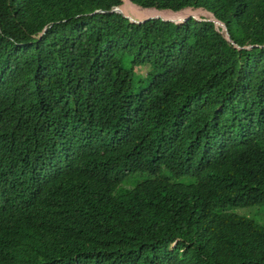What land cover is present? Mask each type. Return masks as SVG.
Segmentation results:
<instances>
[{
	"label": "trees",
	"instance_id": "16d2710c",
	"mask_svg": "<svg viewBox=\"0 0 264 264\" xmlns=\"http://www.w3.org/2000/svg\"><path fill=\"white\" fill-rule=\"evenodd\" d=\"M131 1L0 0V264H264V0Z\"/></svg>",
	"mask_w": 264,
	"mask_h": 264
},
{
	"label": "water",
	"instance_id": "95a60500",
	"mask_svg": "<svg viewBox=\"0 0 264 264\" xmlns=\"http://www.w3.org/2000/svg\"><path fill=\"white\" fill-rule=\"evenodd\" d=\"M127 1H128L129 3H131L132 5L136 6L137 8H140V7H138L137 5H135L131 0H127ZM142 9H144V8H142ZM144 10H155V11H158V12H170V13H172V14H177V13H182V12H187V11H189V10H183V11H179V12H174V11H170V10L160 11V10H157V9H155V8L144 9ZM110 12L118 13V14H122V15H124L126 18L130 19L132 22L137 23V24H141V23H144V22H146V21H149V20H156V19H161V20H163V21L171 22V21H169V20H167V19H165V18H162V17H146V18H144V19H140V20H139V19H137V18H135V17L129 15L128 13H126L122 8H116V9L110 11ZM203 12H204L205 14L209 15V17L204 18V17H199V16H197V15H191L187 20H185V23H186L187 21H189L191 18H194V19H196V20H198V21H200V22H205V21L213 22L218 28H221V29H222V33H224L226 39H227L231 44L235 45V46L238 47L239 49H242V47L237 46V45L235 44V42L232 40V38H231V36H230V33H229L228 29H227V26H226L223 22L219 21V20L215 17V15H214L213 13H210V12H208V11H203ZM97 13H102V11H99V12H97ZM197 13H201V12H197ZM172 23H173V22H172ZM244 48H245V49H251L252 46H250V47H244Z\"/></svg>",
	"mask_w": 264,
	"mask_h": 264
},
{
	"label": "rangeland",
	"instance_id": "374dc122",
	"mask_svg": "<svg viewBox=\"0 0 264 264\" xmlns=\"http://www.w3.org/2000/svg\"><path fill=\"white\" fill-rule=\"evenodd\" d=\"M133 6L134 5L127 2L126 7H127L128 12H129V15H131V16L139 19V20L146 18V16H145L146 10H144L142 8H136ZM194 12H201V17H204V18L209 17V15L205 14L203 11H194ZM148 70H149L148 67H144V68L139 69V71H143V73H144V75L142 77H146L145 74H147ZM139 84L140 83H138L136 86V92H135L136 95L140 94V92L145 89V86H139ZM237 211L243 215H246L248 217H251L252 219H255L257 222L264 225V207L240 208V209H237Z\"/></svg>",
	"mask_w": 264,
	"mask_h": 264
},
{
	"label": "bare ground",
	"instance_id": "6f19581e",
	"mask_svg": "<svg viewBox=\"0 0 264 264\" xmlns=\"http://www.w3.org/2000/svg\"><path fill=\"white\" fill-rule=\"evenodd\" d=\"M171 21V20H170Z\"/></svg>",
	"mask_w": 264,
	"mask_h": 264
}]
</instances>
